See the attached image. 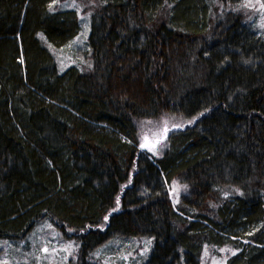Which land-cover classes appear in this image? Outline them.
<instances>
[{
    "label": "trees",
    "instance_id": "trees-1",
    "mask_svg": "<svg viewBox=\"0 0 264 264\" xmlns=\"http://www.w3.org/2000/svg\"><path fill=\"white\" fill-rule=\"evenodd\" d=\"M52 1L0 0V238L47 217L76 264L129 236L151 238L143 264H200L206 246L264 264V38L239 0H77L92 65L62 72L47 44L79 17ZM165 118L163 151L140 149V122Z\"/></svg>",
    "mask_w": 264,
    "mask_h": 264
},
{
    "label": "rangeland",
    "instance_id": "rangeland-1",
    "mask_svg": "<svg viewBox=\"0 0 264 264\" xmlns=\"http://www.w3.org/2000/svg\"><path fill=\"white\" fill-rule=\"evenodd\" d=\"M51 3L56 8L75 9L79 17V30L75 37L60 47L47 44L58 71L62 72L71 65L86 66L89 62L91 66L87 46L90 15L81 12L82 5L77 0H53ZM238 5L246 14L252 29L264 38V0H239ZM170 121L166 118L141 121L138 125L141 131L140 141H145L139 148L152 154L162 152L166 145L164 135L179 126L174 123L166 126V122ZM186 190L179 178H174L167 185L173 206L177 205ZM70 233L71 231L61 230L49 218L44 217L21 237L0 238V264H76L80 242L71 237ZM152 245L150 237H114L86 256L88 261L96 264H143L150 255ZM234 252L235 249L228 246H206L200 264H226L225 260Z\"/></svg>",
    "mask_w": 264,
    "mask_h": 264
},
{
    "label": "bare ground",
    "instance_id": "bare-ground-1",
    "mask_svg": "<svg viewBox=\"0 0 264 264\" xmlns=\"http://www.w3.org/2000/svg\"><path fill=\"white\" fill-rule=\"evenodd\" d=\"M119 1V0H118ZM122 1V0H121ZM191 1V0H190ZM202 1V0H201ZM192 2V1H191ZM200 2V1H199ZM204 8V7H203ZM184 14V13H183ZM175 15V14H174ZM173 15V16H174ZM177 18V17H176ZM183 20V19H182ZM169 21V20H168ZM37 30H39V29H37ZM158 30V29H157ZM39 31H41V30H39ZM35 32V31H34ZM36 34V33H35ZM77 34V33H76ZM142 35V34H141ZM131 36H133V35H131ZM75 37V36H74ZM136 37V36H135ZM72 39V38H71ZM130 39V38H129ZM132 39V38H131ZM68 41V40H67ZM64 42H66V41H64ZM141 42V41H140ZM169 43V42H168ZM164 45V44H163ZM166 45V44H165ZM61 46V45H60ZM162 49V48H161ZM164 49V48H163ZM167 51H168V49H167ZM164 52V51H163ZM171 53H172V51H171ZM191 105V104H190ZM199 106V105H198ZM216 120V119H215ZM217 121V120H216ZM238 121V120H237ZM208 122V121H207ZM197 217H199V216H197ZM243 225V224H242ZM248 225V224H247ZM251 225V224H250ZM249 227V226H248ZM248 227H247V229H248ZM251 227V226H250ZM257 228V227H256ZM252 229V228H251ZM253 230H254V228H253ZM249 232V231H248ZM253 232V231H252ZM248 234H250V233H248ZM242 235H244V234H242ZM257 237V236H256ZM262 238V237H261ZM254 240V239H253ZM258 240H261V239H258ZM247 254V253H246ZM251 256V255H250Z\"/></svg>",
    "mask_w": 264,
    "mask_h": 264
}]
</instances>
